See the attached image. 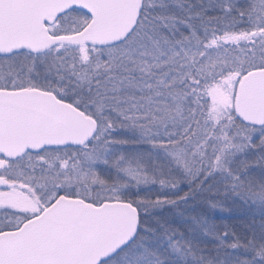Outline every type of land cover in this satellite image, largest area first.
<instances>
[{"label":"snow or ice","instance_id":"snow-or-ice-1","mask_svg":"<svg viewBox=\"0 0 264 264\" xmlns=\"http://www.w3.org/2000/svg\"><path fill=\"white\" fill-rule=\"evenodd\" d=\"M0 264H264V0H0Z\"/></svg>","mask_w":264,"mask_h":264}]
</instances>
